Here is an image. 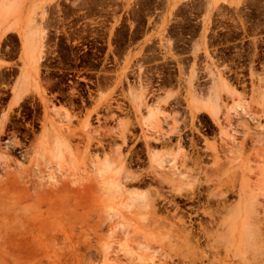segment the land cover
<instances>
[{"label": "rangeland", "instance_id": "1", "mask_svg": "<svg viewBox=\"0 0 264 264\" xmlns=\"http://www.w3.org/2000/svg\"><path fill=\"white\" fill-rule=\"evenodd\" d=\"M226 1H25L43 51L0 123V264H264V0Z\"/></svg>", "mask_w": 264, "mask_h": 264}, {"label": "bare ground", "instance_id": "2", "mask_svg": "<svg viewBox=\"0 0 264 264\" xmlns=\"http://www.w3.org/2000/svg\"><path fill=\"white\" fill-rule=\"evenodd\" d=\"M25 1L26 0H0V29H2V23H5L11 20V22L7 23V28H13L22 37L24 45H25V54H26L24 58V61H25L24 77L25 79L31 81L33 88L36 90L38 86L36 84L35 74L38 69L37 68L38 64L40 63L41 58H42L41 53L43 50L41 49V40H42L43 28H40L42 29L40 30L39 28H37L35 24L34 25L36 27L33 24H31V21L29 19H26V18L22 19V8H23ZM218 1L219 0H212L213 4H216ZM222 1L226 2V4L228 5L237 6V4L235 3H229L226 0H222ZM216 88H217L216 85L212 81L211 94L217 95L218 90ZM221 89L224 92L233 91L232 89H228V86L224 82L221 83ZM231 109H230L231 115L233 113L234 115H238L244 112V109L241 106H237ZM51 111L55 112L56 109L53 108ZM211 115L213 117L216 116L215 112L213 111ZM152 117H153V111L150 110L144 118V121H145L144 123H146ZM59 148H60V144H58L57 141H55L56 154H59ZM168 157H169L168 160L162 159L159 163H161L162 161L171 163L172 159L170 156ZM109 166H110V163L108 162L107 157L104 156L102 164L96 167L95 170L99 175H102L103 173L108 171L107 169ZM111 186H115V185L113 184ZM137 198H138V195L134 200H136Z\"/></svg>", "mask_w": 264, "mask_h": 264}, {"label": "crops", "instance_id": "3", "mask_svg": "<svg viewBox=\"0 0 264 264\" xmlns=\"http://www.w3.org/2000/svg\"><path fill=\"white\" fill-rule=\"evenodd\" d=\"M29 7L24 3L22 19H29ZM8 22H11L8 21ZM2 23L0 29V123L7 120L9 112L20 106L35 89L30 80L25 79V45L22 37L13 29ZM14 36L17 41V51L13 55L7 46L9 37ZM5 97V101L2 102Z\"/></svg>", "mask_w": 264, "mask_h": 264}]
</instances>
